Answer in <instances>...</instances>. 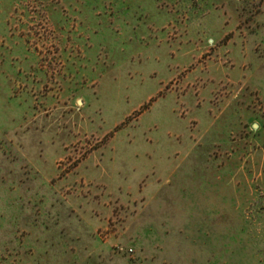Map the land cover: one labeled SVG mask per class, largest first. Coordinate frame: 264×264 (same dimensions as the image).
<instances>
[{"label":"rangeland","instance_id":"374dc122","mask_svg":"<svg viewBox=\"0 0 264 264\" xmlns=\"http://www.w3.org/2000/svg\"><path fill=\"white\" fill-rule=\"evenodd\" d=\"M0 264H264V0H0Z\"/></svg>","mask_w":264,"mask_h":264},{"label":"water","instance_id":"95a60500","mask_svg":"<svg viewBox=\"0 0 264 264\" xmlns=\"http://www.w3.org/2000/svg\"><path fill=\"white\" fill-rule=\"evenodd\" d=\"M80 103H81V101H80Z\"/></svg>","mask_w":264,"mask_h":264}]
</instances>
